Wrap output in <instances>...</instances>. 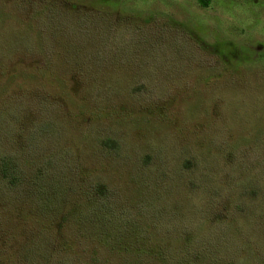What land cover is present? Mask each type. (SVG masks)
I'll list each match as a JSON object with an SVG mask.
<instances>
[{
  "label": "rangeland",
  "instance_id": "1",
  "mask_svg": "<svg viewBox=\"0 0 264 264\" xmlns=\"http://www.w3.org/2000/svg\"><path fill=\"white\" fill-rule=\"evenodd\" d=\"M1 161L0 264H264V0H0Z\"/></svg>",
  "mask_w": 264,
  "mask_h": 264
},
{
  "label": "trees",
  "instance_id": "2",
  "mask_svg": "<svg viewBox=\"0 0 264 264\" xmlns=\"http://www.w3.org/2000/svg\"><path fill=\"white\" fill-rule=\"evenodd\" d=\"M197 1L201 5H206L208 2V0H197ZM0 174H2L3 177L12 176L13 175L12 166H10L8 162L5 163L4 161H1L0 162ZM92 191L97 195V197H99V199L100 198L104 199L108 196V190L103 183H94L92 185Z\"/></svg>",
  "mask_w": 264,
  "mask_h": 264
},
{
  "label": "flooded vegetation",
  "instance_id": "3",
  "mask_svg": "<svg viewBox=\"0 0 264 264\" xmlns=\"http://www.w3.org/2000/svg\"><path fill=\"white\" fill-rule=\"evenodd\" d=\"M197 2H198V1H197ZM208 2H209V0H208ZM208 2H207V4H208ZM198 4H199L200 6H206V5H207V4H206V5H201L199 2H198Z\"/></svg>",
  "mask_w": 264,
  "mask_h": 264
}]
</instances>
